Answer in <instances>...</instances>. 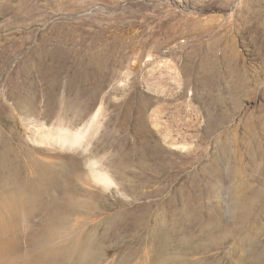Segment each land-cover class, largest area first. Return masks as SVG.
Returning <instances> with one entry per match:
<instances>
[{
  "label": "rangeland",
  "instance_id": "374dc122",
  "mask_svg": "<svg viewBox=\"0 0 264 264\" xmlns=\"http://www.w3.org/2000/svg\"><path fill=\"white\" fill-rule=\"evenodd\" d=\"M0 151L82 204L40 246L64 194H14L16 256L113 221L103 264H151L165 220L193 264H264V0H0Z\"/></svg>",
  "mask_w": 264,
  "mask_h": 264
},
{
  "label": "bare ground",
  "instance_id": "6f19581e",
  "mask_svg": "<svg viewBox=\"0 0 264 264\" xmlns=\"http://www.w3.org/2000/svg\"><path fill=\"white\" fill-rule=\"evenodd\" d=\"M64 138L65 142H69L70 146L71 140H68L69 137L66 136ZM15 164V162L13 164L9 153L0 151V192L3 191L5 186H7L8 189V184L11 188V190L8 191L10 196H4L2 193L0 194V198H2V200H0V264H46L45 261H40L37 257L31 258L27 255L22 254V256H16L14 253L16 251L14 250L15 245L18 246V244L15 243L17 242L15 233L17 232L18 225L16 224L15 226L14 224V217L17 213L18 203L14 197V194L21 193L23 187L33 186L32 190L27 191L29 193L28 202H32L33 200L35 202V205L31 208L32 211H34V209L36 208L38 201H35V199H33L35 197H33L34 189L37 194L44 195L48 199L49 197L51 199H57L58 195L64 194V204L66 206L59 205L56 207L55 203H57V201H52L54 204L53 208L55 209V212L53 214H50V218L53 222L50 225H47V228L43 233L42 231L40 232L42 234L38 240H34L35 243L39 244L40 246L42 245L41 242L43 240H46V243L47 241L52 242L55 238V233L59 232V228L69 229L71 227L69 225V221L72 218L70 215L72 213L79 214V209L77 210V208H74V205L79 206L82 204L78 202V200L73 198V189L66 190V188H61V184H63L61 177L55 175L50 176L45 171L42 175L38 177L36 176L34 181L31 180L33 182V185H31L27 181H23V184L18 183L16 181L17 169ZM23 168L25 169L26 166H23ZM25 171L26 179L30 180L32 177L30 176V172L26 169ZM74 172H77V170L74 169ZM22 174L25 176L24 171ZM92 174L93 176H96L101 180L105 178V176H103L101 173L96 172L95 169H92ZM82 175H84V173L79 171L78 174H74V177ZM45 202L46 201L41 202L42 205H44ZM85 207L93 209L94 205L93 203H91L90 205H86ZM95 214H97V212ZM29 218L30 212L25 209V212L22 214L21 220ZM112 222L113 221H110L107 224L105 230L97 236H93V232L92 235L90 229L87 227L85 228L83 223L75 224V226L70 229V231L74 233V236H72L71 238L70 244H67L66 247L58 248L57 251L55 249L52 250L51 257L58 258V260H60V258L62 257L61 261L63 264H103V258L99 250L104 246L106 236L112 232ZM82 227L84 228V230L82 229ZM180 231H182V228H180L178 223L176 222L170 225V223L167 221L165 222V220L154 221L152 230L149 232V251L151 252V264H193L191 263V261L187 260L186 257L188 253L186 244L187 240L185 237L186 235L184 234L180 238ZM31 233L32 232H30L29 234ZM136 255L137 254H133L125 257L121 264H131V262L134 260L133 258H135ZM140 257L138 259H140ZM49 263L53 264L51 262ZM133 264H139V261L138 263L133 262Z\"/></svg>",
  "mask_w": 264,
  "mask_h": 264
}]
</instances>
